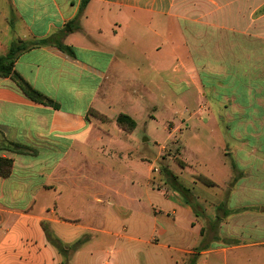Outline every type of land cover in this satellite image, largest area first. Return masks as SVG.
Segmentation results:
<instances>
[{
  "label": "crops",
  "instance_id": "1",
  "mask_svg": "<svg viewBox=\"0 0 264 264\" xmlns=\"http://www.w3.org/2000/svg\"><path fill=\"white\" fill-rule=\"evenodd\" d=\"M81 1L0 0V56L78 26L62 40L72 55L37 45L15 62L56 106L0 77V158L13 161L0 177V264H64L51 238L82 242L68 264H143L144 251L149 264H264V144L237 134L232 165L221 159L213 176L168 168L196 214L169 185L155 188L153 165L142 172L148 155L136 136L147 100L175 88L169 66L182 92L193 91L188 129L197 116L264 130V0H90L82 11ZM122 113L136 129L117 124ZM165 130L176 132L169 121ZM203 186L214 189L213 208L226 204L221 215ZM162 244L167 252L152 249Z\"/></svg>",
  "mask_w": 264,
  "mask_h": 264
},
{
  "label": "rangeland",
  "instance_id": "2",
  "mask_svg": "<svg viewBox=\"0 0 264 264\" xmlns=\"http://www.w3.org/2000/svg\"><path fill=\"white\" fill-rule=\"evenodd\" d=\"M172 70L173 67L169 66V81L175 84V88L172 89V85H169L168 97L166 99L161 98L159 95L158 97L147 100L144 106L145 111L138 120L139 127L136 130L137 139L142 144V153L148 155V161H142V172L148 165H153L155 169L153 170L152 181L155 188L159 189L166 187L165 185H169V180L163 173L164 169L169 167L173 172H182L180 176L183 178L186 177L189 180H192V178L184 172L183 167H186L185 170L189 173L200 170L213 176L217 167L222 166H220L221 159L224 161L227 160L228 163L230 161L231 163L234 155L233 145L238 144V141H234L233 138H236L237 134H241L242 138H244L243 136L248 137L249 142L254 143L260 141L264 144V130L260 129L251 132L252 130L246 128L244 124L239 127L244 132H237L234 124L230 127L231 130H226L225 126L222 125L217 127L210 123L201 124L200 120L195 116L190 122V129H188L187 123L189 122L187 118L192 115L190 114L191 112H186L185 108H196L193 91L182 92L184 88L182 89L179 81L180 73H173ZM119 109L123 112L122 108L119 107ZM167 121H169V129H175V133L165 130ZM147 139L148 141H146ZM142 176L144 179L145 175L143 174ZM202 190L207 199V207L214 210V189L203 186ZM149 192L152 194L151 199L155 198L154 195L159 199L161 198V195L157 191ZM141 200L144 203L150 202L149 197L144 192ZM222 208L223 210H227L226 204L223 207H216L220 215ZM196 213H200L199 206ZM163 246L164 244L152 249L157 252H167ZM146 253L144 251L141 255L143 264H149V262H144ZM66 262L67 260L65 259L64 264Z\"/></svg>",
  "mask_w": 264,
  "mask_h": 264
},
{
  "label": "trees",
  "instance_id": "3",
  "mask_svg": "<svg viewBox=\"0 0 264 264\" xmlns=\"http://www.w3.org/2000/svg\"><path fill=\"white\" fill-rule=\"evenodd\" d=\"M90 0H82L81 1V11L85 9V7L88 5ZM77 24L75 21L68 23L63 30H61L59 33L55 34L54 36H51L50 38L46 40L39 41L33 45H28L24 42H18L15 43L7 52L6 55L0 56V77L1 78H11L18 87L22 90V92L25 94L26 97L31 99L32 101L44 105H54L53 101L44 96L42 93L34 89L17 71H15L14 66L15 62L19 56L20 53L30 49L32 46L37 45H53L57 47L59 50L71 54L72 51L69 47L63 44L62 40L63 38L71 33L72 31L77 29ZM56 106V105H54ZM98 117L103 120L107 121V118L105 116L97 114ZM117 124L126 131H133L137 127V123L134 119H132L127 114H120L116 119ZM10 145V144H9ZM9 149L19 154H35V151L26 148L21 147L19 145H10ZM13 167V161L9 159H3L0 158V177L7 178L11 175ZM164 174L167 175L169 180V186L173 188L174 190L178 191L191 205L194 212L196 213V210L198 209V204L195 202L194 196L191 193V190L184 187L182 184H180L177 180V177L173 175V173L168 169L165 168L163 171ZM236 181V178L233 180L231 186ZM197 214V213H196ZM52 243L59 248L61 253L65 255L66 257V264L69 262V255L73 254L77 249L80 247L82 242H78L72 246H64L59 241L51 238Z\"/></svg>",
  "mask_w": 264,
  "mask_h": 264
}]
</instances>
